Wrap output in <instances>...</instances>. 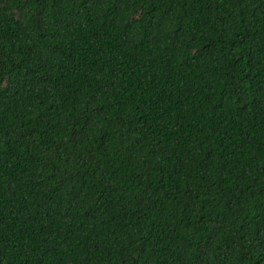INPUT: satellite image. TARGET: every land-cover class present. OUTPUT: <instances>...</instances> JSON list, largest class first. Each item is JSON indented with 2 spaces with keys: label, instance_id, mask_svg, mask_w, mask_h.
I'll return each instance as SVG.
<instances>
[{
  "label": "trees",
  "instance_id": "16d2710c",
  "mask_svg": "<svg viewBox=\"0 0 264 264\" xmlns=\"http://www.w3.org/2000/svg\"><path fill=\"white\" fill-rule=\"evenodd\" d=\"M0 264H264V0H0Z\"/></svg>",
  "mask_w": 264,
  "mask_h": 264
}]
</instances>
